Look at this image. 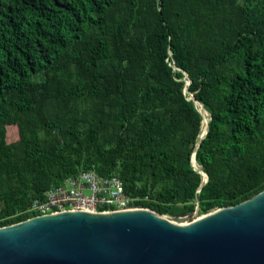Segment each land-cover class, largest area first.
I'll return each instance as SVG.
<instances>
[{
  "label": "trees",
  "instance_id": "trees-1",
  "mask_svg": "<svg viewBox=\"0 0 264 264\" xmlns=\"http://www.w3.org/2000/svg\"><path fill=\"white\" fill-rule=\"evenodd\" d=\"M81 169L163 214L263 188L264 0H0V224Z\"/></svg>",
  "mask_w": 264,
  "mask_h": 264
},
{
  "label": "water",
  "instance_id": "water-1",
  "mask_svg": "<svg viewBox=\"0 0 264 264\" xmlns=\"http://www.w3.org/2000/svg\"><path fill=\"white\" fill-rule=\"evenodd\" d=\"M0 264H264V187L189 213L129 205L32 214L0 224Z\"/></svg>",
  "mask_w": 264,
  "mask_h": 264
},
{
  "label": "built area",
  "instance_id": "built-area-1",
  "mask_svg": "<svg viewBox=\"0 0 264 264\" xmlns=\"http://www.w3.org/2000/svg\"><path fill=\"white\" fill-rule=\"evenodd\" d=\"M173 68L176 69L175 66ZM132 199L125 192L117 174L102 175L94 169H81L57 182H51L42 196L32 198L29 208L36 209V213L66 207L107 211L133 205Z\"/></svg>",
  "mask_w": 264,
  "mask_h": 264
},
{
  "label": "bare ground",
  "instance_id": "bare-ground-1",
  "mask_svg": "<svg viewBox=\"0 0 264 264\" xmlns=\"http://www.w3.org/2000/svg\"><path fill=\"white\" fill-rule=\"evenodd\" d=\"M187 85H188V79H186V85H185V87L187 88ZM185 92H187V91H185ZM190 97H192L191 95H190ZM194 97V96H193ZM195 99V98H194ZM196 100V99H195ZM197 102H199L198 100H196ZM197 102H195V106L197 107V109L199 110V112L203 115V113L205 114V116H207L206 114H207V112H206V110L203 108V106L201 105V104H198ZM200 103V102H199ZM205 116L203 115V117H204V120H205V126H204V128L203 129H201V133H203L204 131H205V127H206V125H207V122H208V119L206 120L205 119ZM202 122H203V120H202ZM195 162H196V160H195ZM194 162V163H195ZM195 168H197V169H199L198 167H196V164H195ZM200 171H201V174L203 175V178L205 179V173L201 170V169H199ZM203 179V180H204ZM87 210H90V211H93V210H91V209H87Z\"/></svg>",
  "mask_w": 264,
  "mask_h": 264
},
{
  "label": "rangeland",
  "instance_id": "rangeland-1",
  "mask_svg": "<svg viewBox=\"0 0 264 264\" xmlns=\"http://www.w3.org/2000/svg\"><path fill=\"white\" fill-rule=\"evenodd\" d=\"M203 115L205 116L204 113H203ZM206 115L207 116H205V119L207 120L209 118V113L207 112ZM15 134H16V127H14V125H12V124H7V138L10 139V138L14 137ZM193 211H191V212H193Z\"/></svg>",
  "mask_w": 264,
  "mask_h": 264
}]
</instances>
